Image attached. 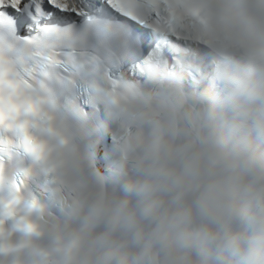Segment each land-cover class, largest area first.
Returning a JSON list of instances; mask_svg holds the SVG:
<instances>
[{
	"label": "clouds",
	"instance_id": "obj_1",
	"mask_svg": "<svg viewBox=\"0 0 264 264\" xmlns=\"http://www.w3.org/2000/svg\"><path fill=\"white\" fill-rule=\"evenodd\" d=\"M142 7L160 49L85 27L72 47L96 63L55 110L0 47V264H264V0Z\"/></svg>",
	"mask_w": 264,
	"mask_h": 264
},
{
	"label": "snow or ice",
	"instance_id": "obj_2",
	"mask_svg": "<svg viewBox=\"0 0 264 264\" xmlns=\"http://www.w3.org/2000/svg\"><path fill=\"white\" fill-rule=\"evenodd\" d=\"M142 4L143 0H0V47L8 43L15 54L11 72L42 103L55 110L61 102L60 96L68 91L67 86L73 78L80 75L85 80L89 74L78 59L80 53L72 47L73 36L85 27L95 26L105 38L115 31L125 33L127 43L133 48L139 47L140 56L160 49L150 29L165 17L159 9H146ZM129 21H134L139 27L130 25ZM94 63V57L87 61L89 66ZM124 65H130L134 75L139 67L135 63ZM6 71L9 69L0 59V77ZM112 71L121 72L116 61H113ZM83 87L81 83L80 88ZM10 111L17 113V117L13 118L17 119L20 109L13 105ZM34 111L32 104L25 108L27 114ZM27 126L28 121L24 120L7 127L15 130L25 150H31ZM3 128L4 111L0 99V129ZM3 143L4 133L0 130V147ZM20 183L22 181L16 183L17 189ZM4 214H12L10 206L6 212L0 209V215Z\"/></svg>",
	"mask_w": 264,
	"mask_h": 264
}]
</instances>
